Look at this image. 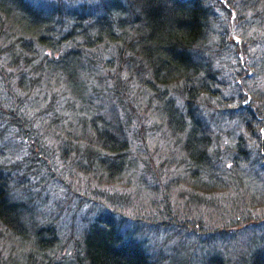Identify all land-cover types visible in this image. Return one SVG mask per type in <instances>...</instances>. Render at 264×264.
<instances>
[{
  "label": "trees",
  "instance_id": "1",
  "mask_svg": "<svg viewBox=\"0 0 264 264\" xmlns=\"http://www.w3.org/2000/svg\"><path fill=\"white\" fill-rule=\"evenodd\" d=\"M222 1L237 6L236 0ZM99 2L96 6L82 5L79 10V6L69 7L63 0H0L1 57L6 49L15 52V41H23L26 36L40 46L52 49L63 40L78 41L75 48L67 52V74L70 76L66 82H79L80 72L73 70H77L78 65L90 68L95 62L93 52L101 43L109 44L112 60L103 63L105 78L94 79L90 71L89 78L83 80L88 96L81 94L75 98L80 108L73 102H66L69 109H73L69 121L71 128L66 133L68 149L73 151L72 163L99 176L114 177L130 170L150 174L154 178L157 175L160 181L177 168L180 176V167L186 173L190 172L187 179L196 189L190 200L197 205H202L204 198L206 202L214 203V193L226 187L224 183L231 177L241 180L243 184L240 186L251 180L256 184L262 183L250 177V172L257 167L256 158L250 154L264 150V140L258 141L257 145L252 135L258 133L259 140L263 136L258 122L264 118V109L258 105L242 108L243 112L235 116L250 126L249 136H252L253 145L249 146L242 142L244 139L238 142L239 139L233 145L229 144L227 149L218 148L221 146L220 132L212 129L208 122L215 112L211 105L221 99L218 87L212 88L217 86L218 76L212 69L213 60L203 57L204 54L215 53L213 47L217 40L216 37L215 42L212 40V34H217V31L213 28L214 6L209 4V0ZM241 2L242 9L253 5L251 0ZM261 23L264 27V16ZM62 28L69 31L55 39ZM10 46L12 48H8ZM18 55L13 60L17 61ZM23 61L30 67V63ZM22 80L24 77H20V83ZM103 80L105 83L102 84ZM80 88L72 87L70 91L75 94ZM143 89L150 93L149 97L145 96ZM153 116L158 117V123L152 122ZM28 121L25 133H29L35 142L37 138V156L49 161L40 142L42 137L38 133L35 136L30 119ZM49 122L54 123L53 119ZM155 131H161L163 136L172 133L176 143L180 144V155L166 167L160 165L153 171L150 160H153V154L159 153L158 146L151 156H144L138 147L144 145L145 139L152 138ZM71 132L76 134L75 137L71 138ZM232 162L234 165L227 170L226 165ZM7 168L0 161V239L4 231L10 233L30 244L28 255L33 257L37 253L43 256L40 260L37 257V262L62 264L45 260L44 257L55 246L53 236L46 232L48 227L39 225L38 221L37 226L34 222L28 227L27 203L18 200L20 197L15 194L18 189L11 186L10 177L3 171ZM242 168L247 169V175L240 173L244 170ZM257 169L261 171L262 168ZM207 191L210 196L204 197ZM119 198V204H124L126 198ZM248 198L251 201L262 200L264 194L257 195L249 190L241 197H233L232 202L220 203L218 200L215 209L222 208L221 215H216L223 223L222 228L230 231L232 226L239 225L231 226V220L238 216L231 215V209L240 201L245 203ZM245 219L249 217L245 215ZM253 225L256 224L250 223L249 226ZM215 232L224 234L217 228ZM2 245L0 264H16L14 256L5 254ZM74 245L73 264H158L142 241L136 238V230L123 229L112 216H98L89 222ZM245 248L248 251L247 256H243L246 264H264L262 248L253 241ZM34 260H30L31 264H37Z\"/></svg>",
  "mask_w": 264,
  "mask_h": 264
},
{
  "label": "rangeland",
  "instance_id": "2",
  "mask_svg": "<svg viewBox=\"0 0 264 264\" xmlns=\"http://www.w3.org/2000/svg\"><path fill=\"white\" fill-rule=\"evenodd\" d=\"M236 1L237 6H233L227 1L209 0L214 6L213 28L217 31L212 34V40L215 42V37L217 40L213 47L215 53L203 57L213 60L212 69L218 74L217 86L212 88L218 87L221 99L211 105L215 112L208 122L212 129L220 132V149H227L239 139L238 142L244 139L242 142L247 146L253 145L250 126L235 116L243 112L242 108L258 105L264 109V27L261 23L264 1L251 0L253 5L244 9L241 0ZM63 2L69 7L79 6L81 10L82 5L96 6L99 0ZM67 31L68 28H62L55 39ZM77 43L63 40L52 49L40 46L26 36L23 41H15V52L6 49L5 55L0 56V161L8 166L3 171L10 177L11 186L18 189L15 191L20 197L18 200L27 203L28 227L34 222L37 226L38 221L39 225L48 227L46 232L53 236L55 246L45 260L73 264L75 240L89 222L103 215L118 220L123 229L136 230V238L142 241L158 264H246L243 256H247L248 251L245 247L252 241L264 251V199L251 201L248 198L245 203L238 202L231 209V215L238 216L230 223L231 226L239 225L230 226V231L221 227L223 223L216 216L221 215L222 208L215 209L218 200L220 203L232 202L233 197H241L249 190L257 195L264 194V150L250 154L256 158L257 167L262 168L260 171L256 167L250 177L262 183L251 180L240 186L242 181L231 177L232 180L224 183L226 187L214 193V203L210 204L204 198L202 205L190 200L196 189L187 179L190 172L186 173L180 167V176L177 168L160 181L157 175L154 178L130 170L114 177L99 176L72 163L73 151L68 149L66 133L71 128L69 121L73 109H69L66 102L76 104L75 98L79 95L88 96L83 80L89 78L90 71L94 79H104L106 69L103 63L112 60L109 44L103 42L93 52L95 62L90 68L78 65L77 70H73L80 72V83L66 82L70 76L67 74V52ZM17 54L18 60L15 61L13 57ZM23 59L30 63V67ZM20 77H24L22 83ZM72 87L81 88L74 94L70 91ZM142 91L149 97L146 89ZM26 117L31 121L35 136L38 133L42 137L40 142L49 161L37 156V138L35 142L29 133H25L29 122ZM51 119L54 123L49 122ZM151 120L154 123L159 121L156 116ZM258 124L263 136L259 140L258 133L252 134L257 145L264 140V118ZM255 128L256 124L253 125ZM75 135L74 132L70 134L71 138ZM175 139L170 132L163 136L161 131H155L152 138L145 139L144 145L138 147L144 156H151L153 150L155 153L159 148V153L153 154L154 158L150 160L153 171L178 159L180 144ZM233 165V162L227 164V170ZM246 170L240 173L245 176ZM121 196L126 198L124 204H119ZM206 196H210L209 191L204 194ZM245 215L249 219H245ZM250 223L256 225L250 227ZM216 228L224 234L218 235ZM1 238L2 250L7 255L11 253L16 264H31L30 260L37 262V257L39 260L43 257L36 253L32 259L28 255L30 244L10 233L4 231Z\"/></svg>",
  "mask_w": 264,
  "mask_h": 264
}]
</instances>
